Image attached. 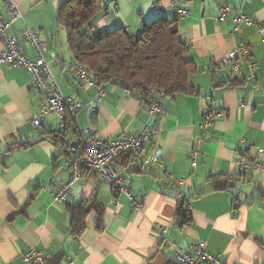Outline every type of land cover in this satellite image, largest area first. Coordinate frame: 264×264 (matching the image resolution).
Instances as JSON below:
<instances>
[{
	"label": "crops",
	"instance_id": "1",
	"mask_svg": "<svg viewBox=\"0 0 264 264\" xmlns=\"http://www.w3.org/2000/svg\"><path fill=\"white\" fill-rule=\"evenodd\" d=\"M15 1L23 18L9 34L31 60L37 57L22 38L25 28L38 30L47 41L45 59L62 92L85 105L76 118L78 127L90 126L108 141L137 135L146 125H159L161 132L138 154H122L116 163L143 204L140 212L90 171L75 184L67 203L57 204L54 195L69 180L71 161L79 154L73 149L77 131L62 133L54 116L35 128L39 91L23 68L0 65V264H21L22 255L33 248L45 253L48 264H176L174 246L187 250L200 243L228 264L264 262V170L241 178L246 167L264 164V43L256 25H264V0H103L92 33L126 28L135 35L155 19L178 20L187 58L196 67L189 79L196 93L165 96L162 117L151 116L149 100L118 84L103 85L105 95L99 98L98 86L82 87L75 80L66 33L57 24L66 0ZM225 5L231 7L230 18L243 13L255 25L235 32L231 21L219 22ZM179 8L189 12L186 20ZM242 44L258 63L253 81L247 59H239L236 75L223 62ZM209 109L214 124L203 131L200 124ZM194 147L200 149L196 167ZM157 150L165 170L143 163ZM180 202L189 211L184 225L178 218ZM78 210L88 213L85 228L74 234ZM159 227L166 229L165 236Z\"/></svg>",
	"mask_w": 264,
	"mask_h": 264
},
{
	"label": "built area",
	"instance_id": "2",
	"mask_svg": "<svg viewBox=\"0 0 264 264\" xmlns=\"http://www.w3.org/2000/svg\"><path fill=\"white\" fill-rule=\"evenodd\" d=\"M174 3L175 0H167ZM179 17L186 20L189 12L179 8L177 10ZM231 7L222 6L217 20L219 22L231 21L238 31L242 26L251 27L255 25V21L243 13H235L230 18ZM23 18V13L19 3L15 0H0V42L3 49L0 52L1 66H17L23 68L30 77L31 86L39 91L42 102L39 112L33 117L32 124L35 128L42 125L44 120L49 116H54L58 120V128L62 132L69 129L77 131L79 144L73 147L79 152L78 156L71 161V174L69 180L60 186L55 195L54 202L57 204H65L69 200L73 192V187L80 180L86 171L94 172L99 175L100 181L110 186L115 195H123L127 197L133 210L140 212L143 208L142 202L132 192L130 185L127 183L124 172L117 166L116 159L125 153L138 154L150 143L154 137L160 134L159 125L144 126L137 135L126 134L116 140H105L97 136L92 127L80 128L77 125V115L85 107L84 103L72 96H66L57 82L48 62L45 59V53L48 51L47 41H43L40 33L36 29L26 27L22 33L24 41L29 43L36 52V59L31 60L25 56L20 48L19 40L9 34V29L19 19ZM258 26V34L264 43V25L256 23ZM128 32V29L125 28ZM252 52L248 45L242 44L236 49H232L223 59L225 64L230 65L232 74L239 72L238 61L241 58L249 61L248 67L250 71L249 81L255 79L258 71V63L251 60ZM57 63L60 62L59 56L53 54ZM75 80L82 87H99V98L105 95L102 86H99L90 76L88 69L80 64L74 66ZM165 92L157 89L148 91V111L151 116H165L167 109L163 104ZM215 120V113L208 110L200 124L203 131L209 130ZM200 155V149L194 147L191 152L192 167H196L197 158ZM145 165L155 164L165 170L162 162L160 150L147 155L143 159ZM254 170H264V164L255 163L244 169L246 176H251ZM112 204H117L118 200L113 198ZM158 233L165 236L166 229L159 227ZM175 248L176 264H228L220 260L215 255L209 253L203 243L192 245L187 250ZM21 264H48L47 257L42 250L33 248L22 255ZM261 264H264L262 262Z\"/></svg>",
	"mask_w": 264,
	"mask_h": 264
},
{
	"label": "trees",
	"instance_id": "3",
	"mask_svg": "<svg viewBox=\"0 0 264 264\" xmlns=\"http://www.w3.org/2000/svg\"><path fill=\"white\" fill-rule=\"evenodd\" d=\"M103 9V0H66L62 4L57 24L66 33L74 66L86 67L99 86L118 84L145 101L149 100L148 91L152 88L165 92L166 96L196 93L189 81L196 67L187 58L189 49L179 35L178 20L155 19L135 35L124 28L92 33ZM53 140L61 145L59 138ZM241 178L246 179V175ZM185 204L180 202L178 211L182 225L189 222ZM87 213L78 210L74 214V234L85 228Z\"/></svg>",
	"mask_w": 264,
	"mask_h": 264
}]
</instances>
